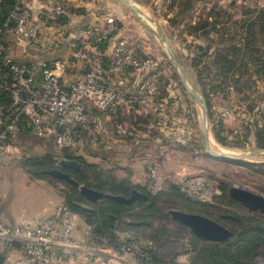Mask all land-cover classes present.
<instances>
[{"label": "rangeland", "instance_id": "374dc122", "mask_svg": "<svg viewBox=\"0 0 264 264\" xmlns=\"http://www.w3.org/2000/svg\"><path fill=\"white\" fill-rule=\"evenodd\" d=\"M179 1L176 3V0H169L166 6L158 9L152 5L150 7L153 10L150 9L144 15L151 18L155 15L154 10L169 15L166 21H160L163 29L161 32L182 65L188 86L206 102L210 152L243 155L264 149V32L255 36L254 46H249L247 52L241 51L240 54L237 47L239 39L232 36L233 32L228 33L225 38L217 35L216 44L220 50L211 54V59L207 61L203 52L212 46V43H208L205 33L202 45L198 46L193 40L194 31L189 21L184 20L181 26L177 24V19L183 15L187 2ZM140 19L146 21L143 15ZM149 24L156 30L153 22ZM57 29V26L53 27V30ZM232 30L235 29L232 27ZM155 38V44L167 57L165 45ZM194 50H199L200 53L202 50L203 54H199V59L204 58V63L200 65L195 77L192 73L194 63L191 61ZM8 52L11 56L12 52L17 60H23L17 43L9 42ZM165 74L168 82L165 84V90L173 99L167 105L168 120L164 119L167 128L172 130L163 127L158 130L164 134V142L159 136L147 134L146 130L142 129L144 127L137 125V122L132 125L129 120H125L122 130L127 133L121 138L122 143H117L121 145V149L115 151L119 152L117 155L109 152V155L98 156L96 159L72 155L80 159L78 161L74 158L79 165L80 162L82 164L79 170H74L58 164L63 158L68 159L62 150L50 143H40L32 133L26 132L23 138L12 140L14 144H10L9 154L7 152L6 156L0 157L6 158L0 168L1 180L6 184L8 191L14 192L18 198H27L24 200V206L28 210L41 207L43 195L51 190L54 191L56 199L69 205L66 196L71 188L76 187L47 174V171L58 169L71 176L75 175L74 172L81 171L92 184H96L98 180L116 183V178L120 180L129 174L126 164L131 158L130 155L137 156V160L147 156L150 158L147 160H150V164L155 168L162 189L154 191L148 179L144 183L142 181L136 184L139 192L145 194L146 198L131 203V206L120 211L118 218L114 220L113 229L122 240L130 238L131 242L151 248L154 255L164 262L189 264L201 245H211L212 242L200 240L195 247L188 243L192 237L191 232L171 216V211L178 210L203 215L231 230L233 235L220 244L218 249L237 263L264 264V214L248 211L230 197L232 202L226 199L231 186L264 196V152L246 158L216 157L209 154L203 135L201 103L185 90L177 68L174 75L167 72ZM174 103L175 109L171 110ZM180 105L183 110H180ZM110 125L108 124L105 130L108 131ZM132 133L134 139H130ZM147 136L149 141L146 149L142 151L140 149L143 145H137L134 150V144H145ZM135 141L137 143H134ZM114 160L120 166L115 165ZM113 166L120 169L113 170ZM167 174L171 175L168 177ZM97 175L102 179L96 181ZM161 175L166 176V179L162 180ZM181 175L212 179L217 183L219 197L212 204H204L187 197L177 187L173 189L170 182H176ZM105 200L109 199H100L95 203L85 200L79 203L93 210L98 205L105 204ZM143 200H147V203ZM72 203L77 201L73 199Z\"/></svg>", "mask_w": 264, "mask_h": 264}, {"label": "built area", "instance_id": "2783aa9c", "mask_svg": "<svg viewBox=\"0 0 264 264\" xmlns=\"http://www.w3.org/2000/svg\"><path fill=\"white\" fill-rule=\"evenodd\" d=\"M74 15L65 0H52L36 10L19 0L0 26V157L27 128L59 150L84 145L109 150L101 118L118 110L166 114L167 102L158 97L159 74L150 71L156 68V57L131 40L115 37L114 16L91 23L68 40L67 26ZM10 38L40 52L60 50L63 42L66 46L48 61L18 63L8 52ZM112 38L107 57L104 49ZM135 72L144 77L137 89L117 85ZM146 170L149 185L160 191L155 168L148 163ZM175 183L195 201L210 202L219 194L210 178L181 175ZM73 218L63 202L47 217L23 216L13 226L0 217V264H154L151 248L122 239L109 241L93 225L76 237Z\"/></svg>", "mask_w": 264, "mask_h": 264}, {"label": "crops", "instance_id": "0c3cea01", "mask_svg": "<svg viewBox=\"0 0 264 264\" xmlns=\"http://www.w3.org/2000/svg\"><path fill=\"white\" fill-rule=\"evenodd\" d=\"M52 0H27V4L31 10H36L38 7L43 6L45 4L50 3ZM72 8L78 9L79 13L75 14L73 18L68 23V35L66 38L72 39L75 33L84 28L89 26L93 22L101 21L106 16H114L118 22V32L115 37H123L128 40H132L136 44H138L144 52L152 53L156 57L157 63H159V67L161 69V73L163 75H166L165 73L172 74L175 71V68H177L173 63L170 62L168 56L166 57V53L162 52V49H159L158 46L155 44V37H157L154 32L149 30L140 19V16L148 13L149 10H153L150 6H157V9L161 6H166L169 0H129L135 7H137L141 15H137L131 8H129L125 3H123L120 0H65ZM182 1V0H181ZM187 1V0H186ZM179 0H176V3H179ZM191 7L189 10L186 11V9L183 11V15L179 16L177 19V24L182 25L184 20L189 21L190 27H192V30L194 31V36L196 44L198 46L202 45L203 36L207 37L208 43H212L205 52L207 61L210 58L211 54H216L217 51L220 49H217L216 44V36L220 35L221 37L225 38L228 37L227 34L230 32H233L234 36H237V38H240V32H241V22L245 19V11L248 9H258V10H264V0H190ZM186 4V3H185ZM148 6V7H145ZM246 9V10H245ZM164 10V9H163ZM160 11V10H159ZM157 10H154L153 17H148L152 20V22L156 25L155 31H160L162 29V24L160 23L161 20L166 21L169 18L168 14H164V12H159ZM177 12V10H175ZM146 16V15H144ZM159 19V20H158ZM157 21V22H156ZM204 23H206V26L203 27ZM233 29L235 30H232ZM163 30V29H162ZM163 35V34H162ZM165 36V35H163ZM115 38H112L110 42H108L105 46V55L107 57L111 54L112 44L113 40ZM159 41V40H157ZM8 42L17 43L19 45V53L23 55V60L19 59L17 60L15 58V55L11 52L12 58L15 62L23 63V62H35V61H48L56 56H60L62 54L63 49H65L66 42H63L60 50H56L54 52H43V51H37L31 46H29L25 41L10 38ZM19 42V43H18ZM9 44V43H8ZM238 46L239 40H238ZM199 49H202V47H198ZM202 50L201 53L199 50H194L193 54H191V61L194 63L192 66V73L195 77L197 70L199 69L200 65L204 63V58L201 57L199 59V54H203ZM173 64V65H172ZM197 68V69H196ZM196 69V71H195ZM166 70V71H165ZM143 74L140 72L132 73L129 78L126 81L118 82L117 85L128 88V89H137L140 82L143 79ZM112 117H103L101 118V122L103 125L108 126V124H111ZM28 130V131H25ZM23 132L19 134L18 138H23L22 136L26 132L32 133L29 128L25 129ZM109 131V132H108ZM106 130V132L109 133V135L112 133V131ZM130 134V133H129ZM132 133V137L130 139H134ZM33 135V134H32ZM34 136V135H33ZM36 137V136H35ZM15 138V139H16ZM110 149L106 152L109 155V152H112L114 155H117L121 149V145L117 144L123 141L119 136L110 137ZM148 138V136H147ZM37 140L43 143H50L52 144L51 140H44L37 137ZM147 141V140H145ZM16 142V141H15ZM122 143V142H121ZM134 143H137L135 141ZM10 144H14V141L9 142L7 145V152L9 154L10 152ZM18 144V143H17ZM143 145L140 150L144 151L146 149L147 144H134V150H136V146ZM117 147V148H116ZM87 145H84L80 148H77V154L81 156H89L90 158H98L99 155L94 156L90 155L92 154L93 150ZM132 150V151H134ZM115 152V153H114ZM111 153V154H112ZM94 156V157H93ZM106 156V155H105ZM130 160H127V170L129 171V174L126 176L130 180V182L133 185L139 184L143 181H147L148 175L146 171L147 164L150 163L149 157L145 156L141 160H137V156H131ZM4 159H0V168L1 165L4 164ZM115 165L120 164L114 160ZM139 162L141 165L139 166ZM113 163V162H112ZM120 169L118 166H113V170ZM136 171V172H135ZM171 174H167L166 176L169 177ZM161 179H166V176L161 175ZM171 186L174 188L175 181L170 182ZM0 193L2 195V199L0 202V217L2 220L9 224V225H16L19 220L23 216H29L34 218H44L49 216L55 207L62 203L60 199L55 198L54 191H48L43 195L42 198V205L39 208H34L33 210H28L24 206L25 201L27 198H18L17 195L12 192L8 191L6 188V184L3 180L0 178ZM38 199H36L37 201ZM73 223L75 226V236L76 237H82L84 235L85 228L89 225L87 224L79 215L74 214ZM126 240H130V238H127ZM117 264V263H113Z\"/></svg>", "mask_w": 264, "mask_h": 264}, {"label": "trees", "instance_id": "16d2710c", "mask_svg": "<svg viewBox=\"0 0 264 264\" xmlns=\"http://www.w3.org/2000/svg\"><path fill=\"white\" fill-rule=\"evenodd\" d=\"M18 1L19 0H0V26L5 20L6 15L9 13V11L13 9V7L16 5ZM67 5L74 14L79 13L78 9L72 8L68 3ZM185 6H186L185 7L186 11L190 9L191 7L190 0H187ZM205 26H206V23H204L203 27ZM240 28H241L240 38H239L240 46L237 45L239 54L241 51L244 53L247 52V50L250 49L249 46L255 45V39H254L255 36H260L263 34L264 32V10H258V9L246 10L245 19L241 22ZM256 28L257 30H255ZM234 35L236 34H232L233 37ZM150 71L158 72L159 74L158 97L164 99L167 102V105H169V103L172 101L173 98L165 90L166 89L165 84H167L168 82H167L166 76L161 73L159 63H157L155 69H152ZM152 72H149V73H152ZM174 73L175 71L172 73V75H174ZM180 110H183V106L181 105H180ZM125 112L126 111L124 110H118V112L115 115L111 116L112 121L110 122L111 123L110 130L112 131V133L110 135L108 132H106L105 125H103L101 122V134L105 140H107L110 143V140H111L110 137H113V136L115 137L116 135L119 137H124L127 132L122 130V126H124L125 120H129L130 124L135 125V122H137V125H139L140 127H144L142 129H145L147 134L149 133V135L159 136V138L162 139L164 142L163 138L165 136L164 134L158 132V130L162 127L167 130L171 129V128H167L168 126H166L165 120L166 119L168 120L166 114L153 115V114L146 113L144 111L132 112L131 114H127ZM128 131H132V130H128ZM146 140L147 141H145L144 143L148 144L149 138H146ZM77 148H80V147H77ZM77 148L63 149L62 153H64V156H66L68 159H74L75 157H73L72 155L79 156L77 154ZM106 151L108 150L94 149L92 154L90 153V155H94V156L99 155L103 157L105 155H108L107 154L108 152ZM75 159L80 161V159L78 158H75ZM80 165H82L81 162H80ZM88 165L95 166L94 164H90V163H88ZM74 174H75L74 176H71L70 174L68 175L70 177H74V180L77 181L80 185H85L86 187L95 189L100 192L109 191L111 194H114V195H121L124 197H129L132 189H136L139 191L138 186L133 185L128 178H123L120 180L116 178V183H113V182L109 183L108 181H105V180H98L102 178H99L100 175H97L96 176V181L98 180L97 183L92 184L90 179L87 176H85L83 172L76 171L74 172ZM71 189L72 190L70 191V193H68L66 196L68 198L66 199V202L69 204L68 206L70 207L72 213L79 215L87 224L93 225L95 227L96 233L99 236H102L108 239L109 241H115V240L121 239L120 236L116 234V232L114 231L113 223H114V220L118 218L119 212L122 210L124 211V209L130 207L131 205L130 204L124 205L122 203H118L113 200H105L106 201L105 204L98 205L97 208L91 210V208L88 209L80 205V203L85 201L86 199L77 190L78 188H71ZM219 195L220 194L214 195L212 198V201L210 202H201V203L212 204L213 201L219 197ZM226 197H227L226 199L229 202H232V200L229 198L227 194H226ZM73 199L77 201V203H72ZM143 201L147 203V200L146 201L143 200ZM240 236L242 237V234ZM124 241L128 242V240L126 239ZM222 243H225V240L220 241V242H212L211 245H201L198 249L196 256L191 260L189 264H239L236 262L235 259L222 253V251L218 249L219 245ZM154 264H173V263L164 262L154 255Z\"/></svg>", "mask_w": 264, "mask_h": 264}, {"label": "water", "instance_id": "95a60500", "mask_svg": "<svg viewBox=\"0 0 264 264\" xmlns=\"http://www.w3.org/2000/svg\"><path fill=\"white\" fill-rule=\"evenodd\" d=\"M125 3L129 8H131L137 15H141L140 10L135 7L129 0H120ZM144 16V15H143ZM145 19L149 22H152L150 18L144 16ZM143 24L154 34L157 36L158 40L165 45L169 60L173 63L179 72L180 80L186 89V91L190 94L191 97L199 100L201 103V115L203 122V135L206 144V150L209 154L216 157H235V158H246L253 154L262 153L264 149L253 150L247 154H230V153H217L213 154L210 152L208 148V128L206 126V116H207V106L203 97L199 96L195 91H193L187 84L186 76L183 70V67L176 57L174 51L172 50L168 40L165 36H163L160 31H155L147 22L143 21ZM58 164L62 167L72 168L74 170H79L80 165L74 159H61L58 161ZM47 174L64 180L71 184V186L79 189L80 194L90 202H97L100 199H109L122 204H131L136 200L145 199L146 195L139 192L136 189L131 190V194L129 197H124L121 195H114L109 192H100L95 189L86 187L85 185H80L77 181H75L72 177H70L67 173H64L58 169H51L47 171ZM229 197L251 212H258L260 214H264V196L249 191L247 189L231 186L228 189ZM171 216L174 220L186 226L192 234V237L189 239L188 243H190L193 247L202 240V241H212V242H220L228 239L233 235V232L229 230L227 227L222 226L216 221L205 217L203 215L195 214V213H187L183 211L173 210L171 211ZM129 241V240H128ZM1 260V258H0Z\"/></svg>", "mask_w": 264, "mask_h": 264}, {"label": "bare ground", "instance_id": "6f19581e", "mask_svg": "<svg viewBox=\"0 0 264 264\" xmlns=\"http://www.w3.org/2000/svg\"><path fill=\"white\" fill-rule=\"evenodd\" d=\"M143 18H144V16H143ZM144 20V19H143ZM145 22H147V24H149V22L146 20ZM150 25V24H149ZM152 27V26H151Z\"/></svg>", "mask_w": 264, "mask_h": 264}]
</instances>
